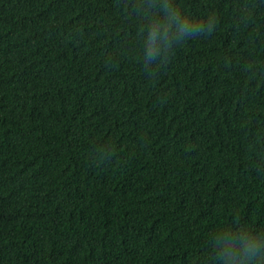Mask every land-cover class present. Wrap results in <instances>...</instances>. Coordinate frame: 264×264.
I'll return each mask as SVG.
<instances>
[{
  "label": "trees",
  "instance_id": "16d2710c",
  "mask_svg": "<svg viewBox=\"0 0 264 264\" xmlns=\"http://www.w3.org/2000/svg\"><path fill=\"white\" fill-rule=\"evenodd\" d=\"M0 264H264V0H0Z\"/></svg>",
  "mask_w": 264,
  "mask_h": 264
}]
</instances>
